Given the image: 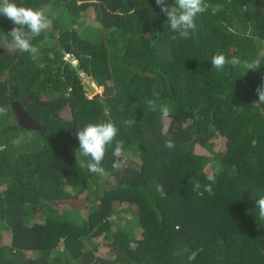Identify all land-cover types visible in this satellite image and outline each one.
<instances>
[{
	"label": "trees",
	"instance_id": "1",
	"mask_svg": "<svg viewBox=\"0 0 264 264\" xmlns=\"http://www.w3.org/2000/svg\"><path fill=\"white\" fill-rule=\"evenodd\" d=\"M13 2L52 23L35 53L0 48V264H264V0H204L189 39L155 0ZM13 27L0 15V39ZM218 52L240 64L217 70ZM108 120L124 150L98 175L75 134Z\"/></svg>",
	"mask_w": 264,
	"mask_h": 264
},
{
	"label": "clouds",
	"instance_id": "2",
	"mask_svg": "<svg viewBox=\"0 0 264 264\" xmlns=\"http://www.w3.org/2000/svg\"><path fill=\"white\" fill-rule=\"evenodd\" d=\"M155 3L161 13L167 17V25L173 32L178 33L182 39H189L191 37V33L197 28L196 17L198 14L205 12L207 7L204 4V0H174V3H169L168 0H155ZM0 15L9 19L14 25L4 35L3 39H0V48H11L15 45L21 52L35 53L38 51L31 41L46 31L52 23L43 9L18 6L13 0H0ZM173 38L175 39L176 37ZM261 56H264V54H261ZM261 56L251 61L249 65L251 70L260 69ZM239 64L240 60L237 57L233 56L231 59H228L224 54L219 52L211 59L212 67L217 70H223L226 65L235 67ZM256 95L258 96V103H264V82L257 86ZM158 99L159 93L153 90L152 98L146 99L145 104L150 111L159 109L162 118H166L169 116V108L165 104H158ZM3 111L4 109L0 108V113ZM164 130L166 131L167 129ZM117 134L118 128L115 122L111 120L99 123H87L79 128L75 134L79 142V147L75 151L76 160L82 157L88 158L85 164L87 169L91 173L103 175L105 170L101 167V163L104 159L107 146L115 141L113 155L119 157L123 153L124 141L116 140ZM164 147L169 150L173 149L175 147L174 141L172 139L166 140ZM81 162L84 163V161ZM112 167L119 170L122 167V163L116 161ZM207 179L212 183L215 182L214 177L211 175ZM200 189L201 185L196 181L193 190L197 194L202 195L203 192H207L209 195L214 194L211 183L203 187V192ZM256 209H258V219L264 220V196L256 200Z\"/></svg>",
	"mask_w": 264,
	"mask_h": 264
},
{
	"label": "water",
	"instance_id": "3",
	"mask_svg": "<svg viewBox=\"0 0 264 264\" xmlns=\"http://www.w3.org/2000/svg\"><path fill=\"white\" fill-rule=\"evenodd\" d=\"M15 109L19 118L20 126L30 130H38L42 131L45 130L43 126H41L37 121L32 119L29 114L18 104H15Z\"/></svg>",
	"mask_w": 264,
	"mask_h": 264
},
{
	"label": "rangeland",
	"instance_id": "4",
	"mask_svg": "<svg viewBox=\"0 0 264 264\" xmlns=\"http://www.w3.org/2000/svg\"><path fill=\"white\" fill-rule=\"evenodd\" d=\"M101 91H102L101 89L98 90V91L96 92V94L93 95L92 97H94V96H96V95H99V96H100ZM65 116L68 117L69 114L67 113ZM221 141H222V139H220V145L218 146V148H217L216 150H219L220 148L222 149V147H221ZM68 213H69L70 215H73V216H72V220H73V222H76V223H82V215H81L80 213H76V212L71 211V210H68ZM120 216L123 217L122 220H124V218H126L127 214L122 213Z\"/></svg>",
	"mask_w": 264,
	"mask_h": 264
}]
</instances>
